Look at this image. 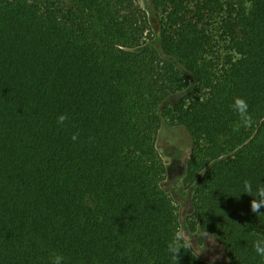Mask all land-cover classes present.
Wrapping results in <instances>:
<instances>
[{"label": "trees", "instance_id": "16d2710c", "mask_svg": "<svg viewBox=\"0 0 264 264\" xmlns=\"http://www.w3.org/2000/svg\"><path fill=\"white\" fill-rule=\"evenodd\" d=\"M148 1L157 45L136 0H0V264H210L184 238L168 251L164 125L193 139L190 229L264 264L241 193L264 187V0Z\"/></svg>", "mask_w": 264, "mask_h": 264}, {"label": "rangeland", "instance_id": "374dc122", "mask_svg": "<svg viewBox=\"0 0 264 264\" xmlns=\"http://www.w3.org/2000/svg\"><path fill=\"white\" fill-rule=\"evenodd\" d=\"M136 5L147 12L150 18V28L145 33V40L150 45H157L161 27L158 15L148 0H136ZM181 95L183 94L172 96L168 103L176 102ZM156 145L167 166L163 187L173 197L178 207L180 233L183 234V238L210 264H229L226 248L219 239L210 234L194 232L189 227L194 193V185L186 181L188 163L193 150L191 135L184 128L164 125L156 136Z\"/></svg>", "mask_w": 264, "mask_h": 264}, {"label": "clouds", "instance_id": "9594fccd", "mask_svg": "<svg viewBox=\"0 0 264 264\" xmlns=\"http://www.w3.org/2000/svg\"><path fill=\"white\" fill-rule=\"evenodd\" d=\"M233 110L238 114L242 124L245 127H248L252 123V117L249 113V105L247 101L242 97H235L232 103ZM66 116L61 114L58 117V124L62 125L66 120ZM73 140L76 139V136L73 135ZM241 193H247L253 197L251 200V211L253 213H261L262 208H264V187H257L255 190L253 189V185L250 181H245L243 184V191ZM183 239V234H177V236L169 242L168 251L172 255H177L181 243L180 241ZM187 243V241H185ZM254 250L257 256L264 258V239H257L253 244ZM65 258L61 254L54 253L51 258V264H64Z\"/></svg>", "mask_w": 264, "mask_h": 264}]
</instances>
